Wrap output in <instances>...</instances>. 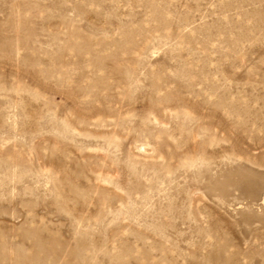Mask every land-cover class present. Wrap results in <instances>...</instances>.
<instances>
[{"label": "rangeland", "instance_id": "1", "mask_svg": "<svg viewBox=\"0 0 264 264\" xmlns=\"http://www.w3.org/2000/svg\"><path fill=\"white\" fill-rule=\"evenodd\" d=\"M0 264H264V0H0Z\"/></svg>", "mask_w": 264, "mask_h": 264}]
</instances>
